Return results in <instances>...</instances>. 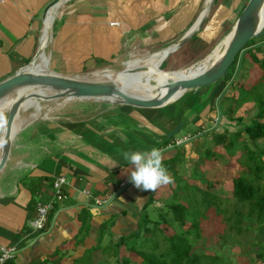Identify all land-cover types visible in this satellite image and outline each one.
Instances as JSON below:
<instances>
[{
    "label": "crops",
    "instance_id": "0c3cea01",
    "mask_svg": "<svg viewBox=\"0 0 264 264\" xmlns=\"http://www.w3.org/2000/svg\"><path fill=\"white\" fill-rule=\"evenodd\" d=\"M52 1L5 0L0 6V82L35 59L40 30L46 15L52 11L39 73L50 67L51 71L70 77H79L105 62L114 64L134 51L155 50V53L139 57L131 55L130 60L148 59L152 55L156 59L165 57L167 52L164 49L174 41L169 39L175 36L181 39L203 11L202 0H70L69 4L52 9L43 17ZM220 3L204 29H199L194 35L199 38L194 46L201 56L196 61H189V65L203 60L219 44L218 40L223 35L210 44L213 31L219 27L223 32L227 27L231 28L232 23L218 17L221 9L225 8ZM53 22L54 31L49 42ZM48 47L49 53L46 52ZM247 54L251 65L244 69L238 81L236 77L232 79L229 76L221 84L205 88L204 97L201 100L197 96L196 102L212 103V100L216 102L219 99L220 105L226 106L225 116L221 115L224 119H238L244 114V109L255 108L253 102H238L251 88L245 83L248 76L247 81L254 84L263 75L252 56L261 60L264 40H258L244 50L242 61ZM53 56L55 68H52ZM151 60L140 62L133 69L136 62L131 69L139 71L137 69L141 65ZM231 90L233 94H229ZM199 92L187 93L190 98ZM184 95L159 109H138L139 114L132 110L136 108L112 107L111 117L97 116L94 120L97 123L93 131L99 133L98 125H101L108 129L107 134L93 135L87 131L89 123L65 117L36 121L19 130L12 143L9 161L0 173V247H17L14 264H107V261L117 264V259L123 258L131 261L127 245L116 250L115 243L135 229L152 191L133 185L129 179L133 166L126 164L122 153L152 148L160 153L168 150L170 145H161L164 135L178 125L177 121L184 117L185 109L192 111L195 107L185 108L187 98L179 114L174 116V104L184 99ZM171 106L169 115H160V112L153 120L141 118L151 117L153 113ZM229 110L233 113L229 114ZM255 115L252 120H255ZM134 126L144 127V133ZM195 133L199 135L202 131ZM59 176L67 181L64 191L67 198L54 205L46 228L34 232L28 227V222L34 217L36 204L50 200L52 184ZM31 200L33 205L29 212L27 207ZM96 200L103 203L98 206ZM83 209L90 214L87 232H81ZM26 231H30V236ZM22 244L25 245L21 247ZM116 251L118 258L115 257Z\"/></svg>",
    "mask_w": 264,
    "mask_h": 264
},
{
    "label": "rangeland",
    "instance_id": "374dc122",
    "mask_svg": "<svg viewBox=\"0 0 264 264\" xmlns=\"http://www.w3.org/2000/svg\"><path fill=\"white\" fill-rule=\"evenodd\" d=\"M202 1L201 9L203 10L206 0ZM247 1L248 0H217V4L221 2L220 4L225 7L218 13V17L228 20L230 22L228 23H232L231 27H233L239 12H241ZM66 4H69V1L63 4V6ZM54 24L53 22L52 32L54 31ZM55 30H57V27H55ZM213 32L214 37L212 33L211 38L213 37V39H210V44L214 43L213 40L219 39L222 35L223 38L221 37L218 42L223 40L228 34V31L223 32V28L220 29V27ZM169 40L177 42L180 40V36H175ZM198 40L199 38L195 36L189 43L170 53L166 58H154L141 65L137 70L143 74H154L157 71H161L160 67L165 71H175V69L179 67L189 65V61H196L201 56H199V51L196 46H194V42ZM258 40L259 39L253 41L256 43ZM174 41L172 42L173 44L176 43ZM49 50L50 47L47 48L46 52L49 53ZM153 51H132L133 53L126 54L121 60L114 64L107 65L108 63L105 62L104 64L97 65L91 71L82 74L91 73L107 67H114L119 63L130 61L131 55H136L137 57L145 56L155 53ZM243 53L244 51L241 52L238 57L241 68L238 70L235 69L234 71L233 66H230L225 78L217 82V85L224 82L229 76H231L232 79L236 77L237 81L243 76L244 69H246L248 65H251L249 63L250 57L248 54L246 57H242V61L241 56ZM162 61H164L163 64H161ZM55 67V56H53L52 68ZM183 69L185 70L186 68ZM50 70V67L47 71L45 68L43 73H50ZM130 71H133V69ZM247 76L248 74L245 79ZM248 78H250V75ZM247 79L245 82L246 85H251L250 87H252L251 94H249L248 98L251 100L264 98V83L255 85L256 82H254V84H250ZM203 90L206 89H199L200 92L190 98L188 95L189 93H186L183 97L184 99L176 103V105L174 104V116L179 114L187 98H189V100L185 108L190 107L192 109L193 106L195 107L192 111L185 109V112H183L184 117L179 119L182 121L180 123H182L183 126L181 130L173 136V141L170 142V144L178 146L176 149L180 154L181 160L176 166L177 174L173 175L169 173L168 175L171 178L170 183L161 184L157 186L155 190H150L152 191L153 203L146 209L145 214L154 222L148 227L155 231V235L148 234V236H144L143 234L144 238L141 236V238L137 240L139 250L143 251L146 258L150 257L153 263L157 262L154 260V257L157 259L158 255H161V257H163L162 262H166L167 264H182L184 261L181 259L175 262L171 261L172 255H174L175 252H169L166 242L169 241L168 238L173 236V241L177 244H180L183 239L187 240L188 245L186 246L183 244L181 246L180 251H185L182 256L185 257V255L189 256L194 254L200 258L201 264H264V223L261 226L257 221L248 218L245 214L247 213L248 206L240 205L232 196V181L240 175L254 172L256 166L262 164L261 162L264 160V157L262 161L259 162L258 159L251 157L249 154L242 153L241 148L243 146V141H241V139L235 145L236 147L232 149L216 147L212 139L213 136L218 133H226L229 137H233V134L239 131L242 134L241 138L245 140L251 150L256 151L259 148H264V139L257 140L255 145H253L247 140L246 135L243 133L246 126H251L256 122L252 120L256 110L253 107L249 109V107L244 109V114L238 119H224L223 116L225 115L223 111L226 106L220 105L219 99L216 102L212 100V103H208L204 100L201 103L199 101L196 102L197 96L201 98V100L204 97L206 92L204 93ZM229 94H233V90H231V92L229 91ZM112 107L114 106L101 102L64 101L58 103L55 113H53L49 119L65 117L72 121L82 120L83 123H89V129L87 130L89 133H93L94 135L106 132L105 134H107L108 129L101 125H98L99 127L97 126L99 128V133L94 132V125L97 123L94 120L97 116H103L105 119L111 117L112 111L110 110ZM172 108L173 106L167 107L153 113L151 117L141 118L147 121L150 118L153 120L157 118L160 112V115H169ZM132 110H134L135 113H140L138 109ZM144 113L146 114V112ZM23 114L24 113L21 112L19 119ZM222 114L223 116L221 117ZM6 117L7 113L0 115V134ZM39 121L37 120V122ZM259 122L264 124V120H259ZM198 124H200V126H198ZM135 128L144 133V127ZM198 130L202 131L199 135L195 133ZM164 131H166V129ZM170 148H172V145L168 149ZM169 151L172 152L169 153ZM169 151L165 150L160 153L161 157L165 159L170 155H174L172 149ZM174 204L184 206V215L187 217V222L183 227H180L178 223L173 221L171 207ZM239 211L242 214H240ZM155 224H159V230H156ZM129 241L128 239V242ZM125 245H127V252H130L128 249L130 244L125 243ZM130 253V264H140L142 262L139 256L132 252ZM212 258H215V260ZM107 264H110V261H107Z\"/></svg>",
    "mask_w": 264,
    "mask_h": 264
},
{
    "label": "water",
    "instance_id": "95a60500",
    "mask_svg": "<svg viewBox=\"0 0 264 264\" xmlns=\"http://www.w3.org/2000/svg\"><path fill=\"white\" fill-rule=\"evenodd\" d=\"M61 1L53 0L46 7L43 17L49 9L55 7ZM68 1L70 0H64L65 3ZM214 1L210 0L209 4L204 6L205 8L198 16L193 27L178 42L166 48L168 52L165 58L170 53L182 47L196 34L210 13ZM263 4L264 0L247 1L233 24V27H231L227 34L229 36L228 41L216 60L207 69L191 77L166 81L163 86L166 90L165 93L162 96L151 99L129 96L115 82L109 80H83L77 77L65 76L51 70L49 71L50 73H33L29 70V67L35 62L40 52L39 44L34 60L13 76L0 82V101L5 97L14 95L1 130L0 173L9 161L12 143L16 134L19 132L16 133L14 129L15 119L21 111V107L27 101L35 100L40 103H48L56 100L93 101L111 106H127L136 109H159L170 105L187 92L212 86L225 78L228 68L232 65L236 56L244 51L243 49L247 43L264 34V18L260 20L259 13ZM51 39L52 30L50 31L49 42ZM193 65L186 67L184 71L191 69ZM182 126L183 124L179 123L167 134V138L175 136L181 130Z\"/></svg>",
    "mask_w": 264,
    "mask_h": 264
},
{
    "label": "trees",
    "instance_id": "16d2710c",
    "mask_svg": "<svg viewBox=\"0 0 264 264\" xmlns=\"http://www.w3.org/2000/svg\"><path fill=\"white\" fill-rule=\"evenodd\" d=\"M217 5H218L217 0H215L213 7L210 11V14L206 18L205 22L203 23V25L199 31L204 29L209 18L212 16L215 9L217 8ZM240 13L241 12H239V14ZM239 14H238V16H239ZM229 28L230 27H227L226 31H229L230 30ZM194 37L195 36H193L192 39ZM257 39L264 40V34ZM253 40H256V39L250 40L247 43V45L244 47V49H247L248 47L255 45L256 43ZM239 55H240V53L236 56V58L234 59L232 65H231V66H233L234 71H235V69L238 70L241 68L240 61L238 58ZM252 60L254 61L255 64H257V67L260 69V71L263 72V75H261L258 78L255 85H258L260 83H264V56L261 58V60H257L255 57L252 56ZM160 69H161V71H157L155 73L165 72V70H163L161 67H160ZM85 72H88V71H85ZM85 72H83V73H85ZM251 90H252V87L249 90H246L243 93V96H242L241 100H239L238 103L243 104L246 101H251L254 103V107L257 109V114L255 115V121L256 122L254 124H252L251 126H246L243 130V133L246 135L247 140L250 141L251 144L255 145L257 140L264 139V124L259 122V120H264V98H262V99L256 98L255 100H248V96H249V94H251ZM229 111H230L229 114L233 113V111H231V110H229ZM229 117H230V115H229ZM180 122H182V121L179 120L178 123H180ZM241 135L242 134L239 131L234 133L233 137H229L226 133H222V134H215L212 139L214 141V146L225 147L228 149L235 148L236 147L235 145L241 139V141H243L242 142L243 146L241 148V152L247 153L251 157L258 159L259 162H261L263 157H264V148H259L256 151L251 150L250 147L246 144L245 140H243L241 138ZM172 141H173V137L167 138V134L164 135L163 142L161 144L162 147H167L168 145H170V146L172 145V148H170V149H172L175 153H174V155L168 156V158H165V159L162 158L161 163H162V166L167 170V174L171 173L174 175V174H177L176 166H177L178 162H180L181 159H180V154H179L178 150L176 149L178 146H175L174 144H170V142H172ZM170 149H168L167 151H169ZM261 163H262L261 165L256 166L254 172L240 175L238 178H236L232 181V185H233L232 196L236 200V202H238L240 205L248 206L247 213H245L247 215V217L250 218L251 220L257 221V223H259L262 226V224L264 223V185H263V183H264V160ZM36 188H37V186H36ZM152 198H153L152 195H149L147 203L142 208V215H141L138 223L136 224L135 229L128 236H126L125 238L119 239V241L115 243L116 244V250H117V248L121 247L125 243H129L130 244V247L128 248L129 251L134 253L135 255L139 256L142 259V262L140 264H167L166 262H162L163 257H161V255H158L157 259H156V257H154V260L157 262L153 263L150 257L146 258V255L143 253V251L139 250V246L137 243V240L139 238H141V236H143V234H144V236H148V234L155 235V231L152 228L148 227V226H151V224L154 222L150 219V217H148L147 214H145L146 209L151 205V203H153ZM32 205H33V201L31 200V202L29 203V205L27 207V209H29V212H31L30 210L32 209ZM171 210L173 213V221L175 223H178V225L180 227H183L184 224L187 222V217L184 215V206H182L180 204H174L171 207ZM81 214H82L81 215L82 218L84 219V221L81 223L82 224L81 225V232L85 231V230L87 232V231H89V221L88 220H89L90 214L85 209H83L81 211ZM240 214H242V213L240 212ZM153 226H154V224H153ZM155 226H156L155 227L156 230H159V224H155ZM26 232L28 233L27 235L30 236V233H29L30 231L29 232L26 231ZM144 236H143V238H144ZM17 239H18V236H17ZM128 239L130 240L129 242H128ZM168 240L169 241L166 242V244L168 246L167 248L169 249V252H175L174 255H172L173 256L172 260H171L172 262H175V261L181 259L184 261V263H182V264H201L200 258H198L194 254H191L189 256L185 255V257L182 256L185 251H180V250H181V246L183 244H185L186 246L188 245L186 239H183L180 242V244H177L173 241V236H171V238H168ZM24 245L25 244H22L21 247H23ZM115 255H116L115 257L118 258L117 251H116ZM212 259L215 260V258H212ZM5 264H14V261L10 260V261L6 262ZM117 264H130V259L129 258L117 259Z\"/></svg>",
    "mask_w": 264,
    "mask_h": 264
},
{
    "label": "bare ground",
    "instance_id": "6f19581e",
    "mask_svg": "<svg viewBox=\"0 0 264 264\" xmlns=\"http://www.w3.org/2000/svg\"><path fill=\"white\" fill-rule=\"evenodd\" d=\"M210 2L206 0L205 4ZM65 4L64 0L59 2L55 7L49 9L46 14L49 13L52 9H59ZM260 20L264 18V4L261 7ZM45 14V15H46ZM53 11L46 15V20L42 25L40 30V52L36 57L35 62L29 67V70L33 73H39L41 70V64L43 61V50L45 47L46 37L49 33V23L52 18ZM229 36L227 35L219 44L212 50V52L206 57V59L197 62L191 69L184 71V69H179L175 71L161 72L155 74H143L139 71H130L134 63L138 62L135 67L138 66L140 62L151 60L154 58V55L147 58L132 59L130 61L124 62L116 67H107L104 69L96 70L91 73L83 74L78 79L89 80V81H100V80H109L116 83V85L127 95L151 99L155 97L162 96L165 93L164 84L169 80H177L183 77H191L192 75L198 74L205 69H207L218 57L221 50L228 41ZM168 52V49H164ZM158 89V91H157ZM14 95L5 97L0 101V115L7 113L9 107L12 104ZM73 100H56L48 103H40L39 101L30 100L23 104L21 111L15 119L14 129L17 133L20 129L28 126L29 124L36 122L37 120H48L50 116L55 113L58 103ZM77 101V100H75ZM21 112L24 114L19 119ZM19 119V120H18ZM20 132V131H19ZM0 143H1V134H0Z\"/></svg>",
    "mask_w": 264,
    "mask_h": 264
},
{
    "label": "clouds",
    "instance_id": "9594fccd",
    "mask_svg": "<svg viewBox=\"0 0 264 264\" xmlns=\"http://www.w3.org/2000/svg\"><path fill=\"white\" fill-rule=\"evenodd\" d=\"M122 159L133 168L129 179L141 190H155L157 186L171 182L167 170L162 166V157L156 148L147 151H125Z\"/></svg>",
    "mask_w": 264,
    "mask_h": 264
},
{
    "label": "built area",
    "instance_id": "2783aa9c",
    "mask_svg": "<svg viewBox=\"0 0 264 264\" xmlns=\"http://www.w3.org/2000/svg\"><path fill=\"white\" fill-rule=\"evenodd\" d=\"M5 3V0H0V6ZM67 181L64 177H57L52 184V194L50 200L36 204L35 213L32 220L28 222V227L32 231H42L48 223V216L54 210V205L66 200L65 188ZM96 205L100 206L102 201H95ZM18 253L17 247H0V264L13 260Z\"/></svg>",
    "mask_w": 264,
    "mask_h": 264
}]
</instances>
